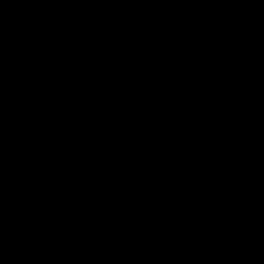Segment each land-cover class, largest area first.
<instances>
[{
	"label": "water",
	"instance_id": "1",
	"mask_svg": "<svg viewBox=\"0 0 264 264\" xmlns=\"http://www.w3.org/2000/svg\"><path fill=\"white\" fill-rule=\"evenodd\" d=\"M0 264H264V0H0Z\"/></svg>",
	"mask_w": 264,
	"mask_h": 264
}]
</instances>
